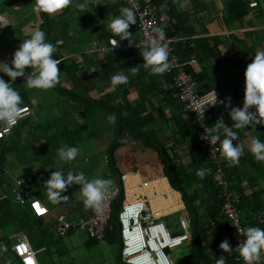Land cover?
<instances>
[{
    "label": "crops",
    "instance_id": "0c3cea01",
    "mask_svg": "<svg viewBox=\"0 0 264 264\" xmlns=\"http://www.w3.org/2000/svg\"><path fill=\"white\" fill-rule=\"evenodd\" d=\"M237 1L156 0L157 6L164 9L169 16L165 29L171 33L170 37L184 36L195 43L186 63L191 72L199 78L198 88L201 91L217 89L226 99L221 113H214L210 119L213 128L222 115L226 114L230 117L231 107L243 106L245 69L254 59L256 50L264 48V0H241L246 5L247 11L246 14L235 19L230 14V6L234 2L237 4ZM83 2L84 0H74L72 6L52 16L45 13L48 21L50 20L45 23L42 14L33 11L35 0L29 2L0 0V33L4 36L6 31L11 33L19 27L20 29L15 32L22 34L18 39L15 33L9 35L6 41L10 46L0 50V61L10 64L13 53L27 38L26 36L34 29H41L47 33L48 42L53 43L57 48L55 58L62 60V65L59 67L60 87L76 92L77 96L85 101L75 102L66 96L53 99L44 94H40V99H37L39 95H32L37 92L45 93L48 90L29 89L24 84L25 79L15 83L14 87L20 94H26L33 113L0 141V155L3 154L0 161L2 167L0 185L4 187L3 192L13 200L6 186L9 184V179L26 181L32 197L42 201L50 210V215L43 220V223L50 224V227L46 228L44 237L34 241L29 235L19 234L10 227L4 228L11 229L12 232L5 233L4 228L0 226V245L5 246V241L12 240L13 243L15 239L26 236L33 248L34 242H42V248L35 246L36 251L54 247L55 254L61 256L63 250L71 248L73 235L58 239L53 228V218L65 215L73 220L80 218L88 220L93 217V210L84 207L79 194V185L69 187L62 194L69 197L67 202L49 201L44 182L55 170L63 171L65 174L69 170L83 171L89 178H110L114 181V189L118 188L119 179L108 166V153L109 148L118 141L119 133L115 128L116 122L112 124L108 119L105 120L111 113L98 108L97 104L120 110L126 117L130 111L128 106L142 107V116L150 117L145 131L156 140L157 144L167 149L170 158L173 159L174 169L180 172L181 178L190 175L188 191L197 194L195 203L199 205L200 201L208 197L210 190L206 191L201 186L204 179L201 180L196 175V171L200 168L206 169L205 176L208 178L212 167L207 163L205 154L204 161L202 159V162H194L193 155L196 150L192 148L193 134L187 136L191 130L193 117L183 110L175 91L167 81L166 73L154 75L145 69L143 51L104 55L87 53L91 47L107 44L108 39L113 35L108 27L110 21L120 14L121 8L128 6L120 0H90L88 6L80 9L77 5ZM250 3L257 5L251 8ZM15 5L28 6L30 11L23 14L14 13V9H17ZM136 39H138L137 31L130 37V40ZM16 40L18 45L13 44ZM134 67L138 69L135 73L130 71ZM120 70H124L129 77L128 83L117 87L110 86L111 76ZM0 77L9 79L3 73H0ZM228 98L231 99V107L228 106ZM249 111L255 112V108H250ZM88 115L97 117L98 129L95 128V131L97 130L95 133H97L96 139H100V142L95 147L96 152L85 151L84 155H81L80 159H75L72 164L56 167L50 155L54 153L55 156L56 145L58 148L65 147V142L62 141L64 137L73 144L69 147H75L76 144L91 139V135L79 137L81 130L87 129L85 119ZM82 118L83 120L80 121ZM73 124L77 127L71 130ZM238 131L240 140L247 143L248 136L245 135L244 130ZM246 131L251 132V136L263 139L264 126L256 125L254 129L249 126ZM220 134L222 136V129ZM131 137L129 133H123L122 143L114 152L118 176L134 173L129 180V198L144 199L157 220L166 226L169 234L179 236L184 231L182 219L187 216L182 195L172 188L167 178L157 175V165L154 166L157 163V153L151 146L146 145L149 144L148 142H144V145L139 144L142 150L138 152L123 148L129 146V143H136ZM92 153L95 155L90 158ZM134 153L137 155L131 156ZM226 168L230 178L229 185L233 190H240L249 198L259 196L260 203L264 206V162L256 161L246 148L239 164L229 166L227 163ZM14 205L18 211H21L19 205ZM177 216L180 223L174 220ZM223 222L225 223V220L212 226L217 227ZM51 239L53 243L49 244L48 241ZM66 239L68 240L63 244V249H58L56 242ZM88 240L85 239L84 245L89 246L86 243ZM210 249L214 255L226 254L219 245H214V248ZM176 253L189 255L192 251L187 245ZM2 255L4 252L0 250V264H5L1 261Z\"/></svg>",
    "mask_w": 264,
    "mask_h": 264
},
{
    "label": "clouds",
    "instance_id": "9594fccd",
    "mask_svg": "<svg viewBox=\"0 0 264 264\" xmlns=\"http://www.w3.org/2000/svg\"><path fill=\"white\" fill-rule=\"evenodd\" d=\"M89 3L90 0H84L83 3H79L77 6L80 9H84ZM73 4L74 0H35L33 11L35 13H46L52 16L58 11L72 6ZM135 24L136 13L133 8H121L120 14L115 16L108 25L113 33V37L110 40L112 47L111 49L105 50H110L112 52L113 47L117 46L121 41H128V43L131 44L133 40H130L132 33L129 32V28ZM153 33L155 34L154 38L146 42V47L142 53L143 67L149 70L151 74L163 75L171 67L167 46L161 43L166 40V33L161 27L154 28ZM26 37L27 38L19 44L13 53L10 64L0 61V73H3L9 78L8 81H5L3 77H0V127L9 132L21 119L23 112L21 106L24 102L20 92L14 87L13 82L17 78L25 77L24 84H26L29 89L49 90L55 88L60 83L61 79V70L59 68L61 62L54 56L57 48L53 43L48 42L46 33L41 29H34ZM116 37H119V40H117ZM92 71L94 72L95 69ZM130 71L135 73L138 69L134 67ZM128 80L129 77L125 74L124 70H120L111 76L110 86L117 87L126 85ZM215 101L216 97L213 103H215ZM221 103H223V101H221ZM228 106L231 107L230 98H228ZM253 107L255 108V112L249 111V109ZM200 112L203 115L202 106L200 107ZM229 115L233 122L230 126L224 123L223 116H221L215 123L213 129L217 134H204L201 139L207 140L211 145L219 142L221 145V156L227 161L229 166H236L239 164L240 158L244 155L246 148L251 152L256 161L264 162V140H261L259 137L251 136V132L246 131V128L249 126L253 129L256 125L264 126V48H258L256 50L254 59L245 69L243 106L231 107ZM107 119L109 123L114 124L116 122V115L110 114ZM221 129L222 136L220 134ZM238 130H244L245 135L248 136L247 143L240 140V133ZM78 152L79 149L77 147H61L59 149V157L64 162H71L76 159ZM206 171V169L200 168L196 171V175L202 180L206 175ZM44 184L46 185L47 197L52 203H59L60 201L67 202L69 197L62 194L65 193L69 187L79 185V194L82 198L84 207L93 210L99 209L105 201V198L109 197L114 190V181L110 178H89L83 171L76 172L73 170H69L67 174L63 171L55 170ZM35 200L40 201L38 199ZM40 202L43 203L42 201ZM44 206L47 208L45 204ZM140 207L142 208L143 205L141 204ZM48 211L50 212L49 209ZM33 216L36 217L34 214ZM47 216L40 219L43 221ZM186 217L188 218V216ZM45 225L46 223L44 222V226ZM189 225L191 230L190 220ZM166 231L169 234L167 228ZM239 234L242 235L243 239L238 243L235 249L238 250L244 264H259L262 257H264V228L259 226H248L246 228H241ZM191 237L190 231V240L188 242L174 250L166 249L165 252L170 254L172 258V255L174 256L172 252L175 251L176 253L180 247H186L192 241ZM219 248L223 253H231L233 251L227 239L219 245ZM121 249L122 241L120 246V259ZM38 252L39 251H37V253ZM137 252L139 253L138 255L131 256L130 264H157L156 258L151 252L141 250L139 247L137 248ZM12 254L14 255L13 252ZM175 257H177V255ZM172 260L174 263L173 258ZM6 264H8V262ZM26 264H39V262L35 256H30ZM161 264H171L170 258L163 253H161ZM215 264H227L226 256L221 255L219 258H216Z\"/></svg>",
    "mask_w": 264,
    "mask_h": 264
},
{
    "label": "built area",
    "instance_id": "2783aa9c",
    "mask_svg": "<svg viewBox=\"0 0 264 264\" xmlns=\"http://www.w3.org/2000/svg\"><path fill=\"white\" fill-rule=\"evenodd\" d=\"M128 7L133 8L137 19V35L138 39L133 40L131 44L128 41H121L117 46L110 50L112 45L108 39L106 45L91 47L88 54H111L115 52H139L144 51L146 42L154 38L153 29L156 27L166 28L169 22V16L166 12L161 11L156 4V0H120ZM257 3H250L253 8ZM119 40V37H116ZM167 46L169 52L170 69L166 72L171 78L172 89L183 110L192 115L195 124L198 127V132L195 135L197 143L207 153L209 162L213 168V180L215 186L218 188L219 197L222 201L221 214L225 219L227 227L234 232L232 233L231 246L233 251L230 253L234 262L244 264L240 254L236 248L238 243L243 239L239 234V230L244 228L240 210L238 209L240 203V195L230 188L228 177L226 173L227 161L221 156V145L219 142L211 145L207 140L201 139L206 135H215L214 128L207 124V120L211 119L215 111L226 104L224 95L217 89H210L205 92H200L197 81L193 75L186 70L187 63L183 62L177 52L176 47L181 49L195 47L192 39L184 36H166V40L161 42ZM25 79V77L17 78L13 83H17ZM9 80V79H8ZM5 80V81H8ZM214 94L216 101L214 102ZM223 101V103H221ZM202 106L203 115L200 112ZM22 117L18 123L7 131L0 127V140L4 139L12 130L19 125V123L30 117L33 113L30 107H22ZM2 174V167L0 166V175ZM134 173H129L121 176L122 190L124 199L122 202V209L119 214L120 235L122 241L121 261L124 264H130L131 256L138 255L137 248L146 250L152 253L156 258L157 264H161V253L170 258L171 264L173 260L170 254L165 252L166 249L174 250L175 248L185 244L190 240V225L188 218L182 219L184 233L177 237H171L162 222H159L153 214L150 206L142 198L132 200L128 196L130 176ZM19 181V183H18ZM3 187L0 185V202L6 200L8 195L3 192ZM120 189L113 190L109 197L105 198L102 206L99 209L93 210V217L91 219H77L73 220L65 215H58L53 218V228L56 237L65 238L71 233H84L88 239L94 240L97 243H105V234L109 228V221L112 215V205L116 197L119 195ZM13 200L20 207H29L36 217L42 218L49 215L48 209L43 203L33 199L30 191L26 188V181L16 180L13 187ZM143 205L141 208L140 205ZM256 220L259 224H264V208L256 213ZM50 224L45 225L46 228ZM1 252L6 251L4 245H0ZM12 252L21 264H26L28 257L37 256L35 251L26 236H22L12 243ZM44 250V249H43ZM259 264H264V257H262Z\"/></svg>",
    "mask_w": 264,
    "mask_h": 264
},
{
    "label": "trees",
    "instance_id": "16d2710c",
    "mask_svg": "<svg viewBox=\"0 0 264 264\" xmlns=\"http://www.w3.org/2000/svg\"><path fill=\"white\" fill-rule=\"evenodd\" d=\"M25 2H29L31 0H24ZM161 11H164V9H160ZM247 7L246 5L241 1L238 0L237 4L234 2L233 5L230 6V14L233 18H239L246 14ZM165 12V11H164ZM42 18L44 19V22H49L48 18L46 17L45 13H41ZM137 31V19L136 24L132 25L129 28L130 33H134ZM166 36L170 37L172 36L171 33H169L165 29ZM47 36V33H46ZM178 55L180 59L183 62H186V60L190 57L192 54V49L185 48L181 49L180 46L176 47ZM129 53V52H124ZM60 60V65H62V60ZM78 67V65H77ZM186 70L188 73L192 74L194 79L198 81V76L194 75L189 67H186ZM31 71V70H29ZM167 76L168 83H171V78L169 75ZM15 85V84H14ZM60 96H66L69 99L75 101V102H85L84 100H81L80 97L77 96L76 92L72 90H64L60 85L58 84L55 88H53ZM210 90V89H207ZM207 90L200 92H205ZM174 91V90H173ZM21 96L23 97V104L21 107L29 106L27 101V96L25 93H22ZM98 108H102L111 114L116 115V131L119 133L118 141L109 148L108 153V166L110 167V170L116 174V176L119 179L118 182V188L121 190L119 195L116 197V199L113 202L112 205V215L109 221V228L106 231L105 234V243L113 246V245H119L121 246V239H120V223H119V214L122 209V202H123V193L121 188V182L118 168L115 166V158H114V152L115 150L119 149L121 141V135L123 133H129L132 139V141L136 142L134 144L129 143V146H125L123 148L132 150L133 152L141 151V145H144V142H148L149 145L152 147V149L157 153V163L154 164V166L157 165V170L160 172L157 175L161 177H165L168 179L170 185L174 190L179 192L182 195V200L185 207V212L190 220L191 223V242L188 244L190 247V251H192L191 254L185 255L180 253V256L177 255V257L172 255V258L174 259V264H215L216 258H219L221 255H225L227 258V264H238L233 261L232 256L230 253L221 254V255H214L210 248H214V245H220L225 239H227L231 245L232 241V233L233 230L229 229L227 227L226 223H222L221 225L217 227H213L212 224L220 223V221L225 220L223 218V215L221 214V204L222 201L219 197V191L218 188L215 186L214 180H213V168L211 171V174L207 178L204 177V180L202 181L201 186L206 190H210L208 197L204 201H200V204H196L195 199L197 198V194L189 192V182H190V175L185 177L184 179L181 178L180 172L174 169L173 165V159L170 158L167 149L164 146H160L157 144L155 139L151 138L149 136V133L145 131V128L147 124L150 122V117L148 115L142 116L143 114V108L142 107H136V108H130L128 116H123L120 110L110 108L101 104H97ZM224 108L221 107L215 111L216 114L221 113V109ZM148 116V117H147ZM224 122L228 125H231L232 121L230 117L226 114L222 115ZM27 120V119H25ZM192 123L190 125L191 130H189V133L187 136H192L193 134V141H192V148L196 150V153L193 155L194 162L197 163L198 161L202 162L204 159V154L206 155L207 163L211 166L207 153L204 149L200 147V145L197 143L195 135L198 132V127L195 124L194 118L192 119ZM207 124L212 125L211 120H207ZM191 132V133H190ZM9 135V134H8ZM130 139V140H131ZM264 140V135L263 139ZM1 141V140H0ZM5 154V153H4ZM137 153L132 154L131 156H135ZM3 158V154L0 155V161ZM159 160V163H158ZM159 166V168H158ZM212 167V166H211ZM228 177V182L230 184V178L228 176L227 168L225 169ZM195 174V173H194ZM15 184V183H14ZM8 190L12 197L13 194V186H9L6 184ZM4 188V187H3ZM26 188L30 191V187L28 183L26 182ZM201 188V187H200ZM230 188L233 190V188L230 185ZM236 190V189H234ZM240 195V203L238 206V209L240 210L241 217H242V223L244 228L248 226H259L261 228H264V224L261 225L256 220V213L264 208V206L261 205L259 196H254L249 198V196H245L243 192L240 190L236 191ZM31 193V191H30ZM32 195V194H31ZM16 204L11 197H8L6 200L0 202V226L2 228L4 227H10L11 229H14L19 234H27L29 235L34 241H38L37 239H41L44 237L45 232L47 231L43 221L40 218H36L33 216L31 210L28 207H21V211H18L15 208ZM18 205V204H16ZM49 244H52V239L48 241ZM34 248L35 246L37 248H42V242H34ZM89 246L97 244L94 240H88L86 242ZM39 246V247H38ZM184 249V247H180L178 251H181ZM41 250V249H40ZM45 250V249H44ZM119 264H123L120 255L118 258Z\"/></svg>",
    "mask_w": 264,
    "mask_h": 264
},
{
    "label": "rangeland",
    "instance_id": "374dc122",
    "mask_svg": "<svg viewBox=\"0 0 264 264\" xmlns=\"http://www.w3.org/2000/svg\"><path fill=\"white\" fill-rule=\"evenodd\" d=\"M0 5H1V3H0ZM15 8H17V9H14V13L19 12L20 14L21 13L23 14L26 11H30V7H28V6H21V5L16 6L15 5ZM10 9L13 10L11 6H10ZM15 10H18V11H15ZM0 12H1V10H0ZM11 14H12V12H11ZM17 29H20V28L16 27L14 30L11 31V33L9 31H6L4 36L2 33H0V50L4 49L6 46H10L9 42L6 41L10 34L15 33V36H17V39L20 37V35H22L21 33L19 35V33L17 31L15 32V30H17ZM17 43H18L17 40L13 42V44H15V45H18ZM40 94L47 95L49 98L51 97L53 99L54 98L55 99H61L62 98V96H60V94H58L54 89H49L45 93L37 92L36 94H34L32 96L39 95L37 97V99H40V97H41ZM83 118L80 121H82ZM106 119H107V117L105 118V120ZM96 124H97V117L92 116V115H88L87 119H85V126L87 129L81 130L82 132L80 133L79 137L84 138L86 135L87 136L91 135V139L86 140V141H82L81 143H78V145L76 144L75 147H77L79 149V152H78L76 159H80L81 155H84L83 153L85 151L88 152V151L95 150V147H97L96 145L99 144L100 139H96L97 133H95V132H97V130L95 131V128L98 129V126H96ZM76 127L77 126L75 124H73V125H71L70 128H71V130H74V129H76ZM78 133H79V131H78ZM67 135H70V134H67ZM62 141L65 142V147H69L70 145L73 146L71 141L65 137L63 138ZM59 149L60 148H58L56 145L55 156H54V153H52L50 155V158H53V161H55L54 162L55 166L58 167L59 165L63 166V165H67V164H72L74 161L64 162L60 159ZM94 152H96V150L93 151V153ZM93 153L90 154V158H92L95 155V154L93 155ZM140 158H142V155H140ZM15 181H16V178L15 179L14 178L9 179L8 185L13 186ZM174 220L178 223L179 222L178 216L175 217ZM4 232L8 233V232H12V230L4 228ZM71 235H73V237H72L73 245L71 246L70 249L63 250L61 256H58L55 254L54 247L48 248L47 250L46 249L45 250H39V252L37 253V256H36V259L38 260L39 264H119V262H118V258L120 255V246L119 245L109 246V245L104 244V243L103 244L99 243V244H94L91 246H86V245H84V241L87 237L84 233L78 232V233H72ZM10 239H11V237H10ZM61 239H65V238H61ZM67 240L68 239L57 241L56 242L57 248L63 249V247H64L63 244H66ZM4 244H5V247L7 249H6V252H4V255H2L1 261L5 262V264L7 262H8V264H21L19 262V260L17 258H15V256L11 252L12 240H11V242L5 241ZM172 254H174V256L178 255V253H175V251H173Z\"/></svg>",
    "mask_w": 264,
    "mask_h": 264
}]
</instances>
